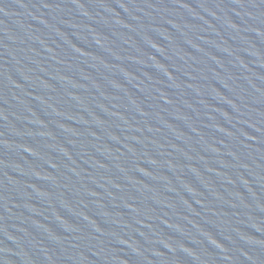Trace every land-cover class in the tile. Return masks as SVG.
<instances>
[{
    "label": "water",
    "instance_id": "95a60500",
    "mask_svg": "<svg viewBox=\"0 0 264 264\" xmlns=\"http://www.w3.org/2000/svg\"><path fill=\"white\" fill-rule=\"evenodd\" d=\"M0 264H264V0H0Z\"/></svg>",
    "mask_w": 264,
    "mask_h": 264
}]
</instances>
